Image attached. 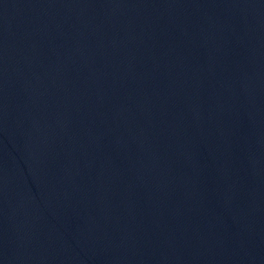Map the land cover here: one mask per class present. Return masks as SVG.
I'll return each mask as SVG.
<instances>
[{"label":"water","instance_id":"obj_1","mask_svg":"<svg viewBox=\"0 0 264 264\" xmlns=\"http://www.w3.org/2000/svg\"><path fill=\"white\" fill-rule=\"evenodd\" d=\"M0 264H264V0H0Z\"/></svg>","mask_w":264,"mask_h":264}]
</instances>
